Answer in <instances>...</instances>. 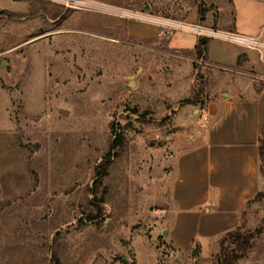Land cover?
I'll return each mask as SVG.
<instances>
[{"label": "rangeland", "instance_id": "obj_1", "mask_svg": "<svg viewBox=\"0 0 264 264\" xmlns=\"http://www.w3.org/2000/svg\"><path fill=\"white\" fill-rule=\"evenodd\" d=\"M232 19L229 0H0V264H216L234 247L162 235L176 152L205 122L183 108L219 76L168 38ZM257 193L236 264H264V152Z\"/></svg>", "mask_w": 264, "mask_h": 264}, {"label": "crops", "instance_id": "obj_2", "mask_svg": "<svg viewBox=\"0 0 264 264\" xmlns=\"http://www.w3.org/2000/svg\"><path fill=\"white\" fill-rule=\"evenodd\" d=\"M229 4L232 25L221 32L264 35V0H229ZM142 32L155 38L158 27L148 25ZM218 34L206 35L207 53L199 59L219 74L218 82L200 108H183L185 113H202L205 122L176 152L165 229L179 251L198 245L203 255L241 225L245 207L257 193L258 146L264 132V62L255 49L227 42ZM198 36L182 25L169 35L168 46L194 54Z\"/></svg>", "mask_w": 264, "mask_h": 264}, {"label": "trees", "instance_id": "obj_3", "mask_svg": "<svg viewBox=\"0 0 264 264\" xmlns=\"http://www.w3.org/2000/svg\"><path fill=\"white\" fill-rule=\"evenodd\" d=\"M200 9V20H204L205 16L203 15L204 12ZM208 36H198L196 44L194 46V58L195 60L199 59H205L206 53H207V46L209 42ZM185 103H195L194 99H187ZM113 132V138L109 145V153H114L115 150L120 149L124 145V135L120 132H117L116 129H112ZM258 152H259V159L261 158L263 152H264V132L261 133V136L259 138V146H258ZM105 170L99 171L98 174H104ZM258 193L255 194L254 198L251 199L247 205L252 202L255 198H257ZM242 225H239L234 230L228 231L226 236L229 238L230 243L234 245V247L230 250L224 249L222 246H220L221 253L218 256L217 263L216 264H236L238 259L242 256V254L247 250V248L250 246V238L252 236L246 235L241 232ZM195 249L197 251L199 250L198 245L195 246Z\"/></svg>", "mask_w": 264, "mask_h": 264}, {"label": "built area", "instance_id": "obj_4", "mask_svg": "<svg viewBox=\"0 0 264 264\" xmlns=\"http://www.w3.org/2000/svg\"><path fill=\"white\" fill-rule=\"evenodd\" d=\"M196 34L199 36H206L216 35L218 34V32L207 33L205 29L199 27L198 29H196ZM218 35L227 42L237 43L248 48L255 49L259 52L261 59L264 62V35L262 36L261 34H258L255 36H246L230 32H221ZM203 119H205V117H203Z\"/></svg>", "mask_w": 264, "mask_h": 264}, {"label": "water", "instance_id": "obj_5", "mask_svg": "<svg viewBox=\"0 0 264 264\" xmlns=\"http://www.w3.org/2000/svg\"><path fill=\"white\" fill-rule=\"evenodd\" d=\"M162 235H164V236L166 235V231L165 230L162 232Z\"/></svg>", "mask_w": 264, "mask_h": 264}]
</instances>
